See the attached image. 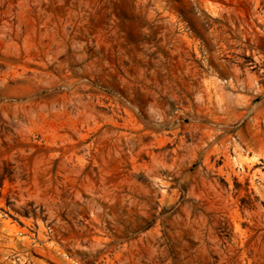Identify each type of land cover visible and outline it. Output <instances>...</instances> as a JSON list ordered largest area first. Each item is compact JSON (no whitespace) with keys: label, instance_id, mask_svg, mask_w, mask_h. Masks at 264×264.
Segmentation results:
<instances>
[{"label":"rangeland","instance_id":"obj_1","mask_svg":"<svg viewBox=\"0 0 264 264\" xmlns=\"http://www.w3.org/2000/svg\"><path fill=\"white\" fill-rule=\"evenodd\" d=\"M0 264H264V0H0Z\"/></svg>","mask_w":264,"mask_h":264}]
</instances>
